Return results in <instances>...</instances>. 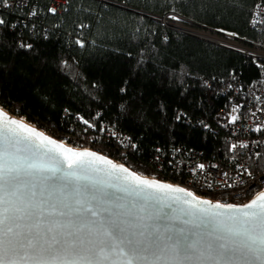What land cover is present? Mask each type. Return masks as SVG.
<instances>
[{
    "label": "trees",
    "instance_id": "16d2710c",
    "mask_svg": "<svg viewBox=\"0 0 264 264\" xmlns=\"http://www.w3.org/2000/svg\"><path fill=\"white\" fill-rule=\"evenodd\" d=\"M27 2L2 7L0 0L2 107L55 132L116 122L124 139L97 142L109 155L124 146L131 168L142 174L151 172L155 155L173 170L189 148L209 158L228 154L222 121L228 103L217 89L233 72L256 83L263 68L166 21L176 17L193 28L264 44V20H252L264 0ZM53 4L58 9L50 11Z\"/></svg>",
    "mask_w": 264,
    "mask_h": 264
},
{
    "label": "snow or ice",
    "instance_id": "6c2138e0",
    "mask_svg": "<svg viewBox=\"0 0 264 264\" xmlns=\"http://www.w3.org/2000/svg\"><path fill=\"white\" fill-rule=\"evenodd\" d=\"M45 143L77 170L65 171L54 156L40 154ZM85 157L128 172L95 152L66 148L0 110V264H264V191L248 204H214L130 174L138 186L191 197L182 200L189 207L177 211L150 193L124 189L133 197L125 199L89 182Z\"/></svg>",
    "mask_w": 264,
    "mask_h": 264
},
{
    "label": "built area",
    "instance_id": "2783aa9c",
    "mask_svg": "<svg viewBox=\"0 0 264 264\" xmlns=\"http://www.w3.org/2000/svg\"><path fill=\"white\" fill-rule=\"evenodd\" d=\"M27 1L7 0V3L3 2L1 5L2 7L22 6L26 5ZM52 9H58L57 4L51 5L50 11ZM252 20L255 24L261 25L260 23L264 20V7L260 6L254 10ZM195 29L197 30L193 31L194 33L216 44L242 52L263 68V75L256 83L253 81L245 83L240 77V72H233L226 84L217 89L218 95L226 96L228 103V109L222 118L227 125L226 136L229 147L227 155L209 158L203 156L201 151L189 148L185 159L180 162V168L173 169L176 171L175 176L171 175L172 169L169 170V164L165 165L164 158L155 155L153 160H149L152 164L151 172L142 174L131 168L130 151L124 146L118 148L119 155H109L104 146L97 142L100 138L106 141L111 137L116 141L124 139V133L116 128V122L103 123L100 129L89 126L82 132L70 130L67 133L55 132L46 124L38 126L31 121L29 123L67 147L102 153L110 160L125 165L134 173L181 186L201 199L205 198L221 204H246L264 191V44L249 43L245 38L237 37L232 32H219L209 28L203 31L197 27ZM212 94L208 91L209 103H212ZM79 116L77 114L76 117ZM233 117L236 119L233 120ZM200 165L204 167L200 168Z\"/></svg>",
    "mask_w": 264,
    "mask_h": 264
},
{
    "label": "water",
    "instance_id": "95a60500",
    "mask_svg": "<svg viewBox=\"0 0 264 264\" xmlns=\"http://www.w3.org/2000/svg\"><path fill=\"white\" fill-rule=\"evenodd\" d=\"M182 18L185 19L186 21L192 23V21L189 20L188 18H186V17H182ZM176 28L181 30V31H183V32L185 31V32L190 33V34H192L194 36L196 35V36H198L200 38L206 39L204 36L194 33L189 28H180V27H176ZM0 110H2V109L0 108ZM2 111L7 114V117H10L12 119L18 120L17 118H15L13 116L14 113H7L4 110H2ZM15 111H16L15 113H18V109H16ZM23 123L26 124L27 126L31 127V128H34V129L38 130L39 132H41L35 126L33 127L32 125H29L28 123H25V122H23ZM44 135L49 137L46 133ZM35 143L40 144V141L37 140V141H35ZM58 143H60V142H58ZM60 144H62V143H60ZM65 147L66 148H70V147H67V146H65ZM48 149H52V151L48 152ZM73 150L75 152H85V151L94 152L92 150H87V149H83V148H79V150H75V149H73ZM38 152L40 154L47 153V155H49V156H54L56 158V160L60 162V166L65 171L72 172V171L77 170L75 168H71V169L68 168V164H69L70 161L65 159V155L62 153V151L60 149H58V148H55L53 145L45 143V144H43V145H41L39 147ZM96 154L99 155V156H103V157L107 158V160H110L108 157H106L102 153L101 154L96 153ZM84 159L91 161L90 164H86L84 166V169H85L87 175L90 177V181L89 182L98 183L100 186L105 187L108 192L114 193L116 196L124 197L125 199H132L133 197L128 196V193L126 191H123V190L124 189H128V190L137 189V191H139L141 194L150 193L154 197L161 198L163 203L172 204L173 208H175L177 211H179L182 208H188L189 207V205L183 204L182 200L185 199V198L191 200V197H185V195L183 193H175V192H170V191H161V190H157V189H147V188H144L143 186H138L137 182L135 181V179L130 175L131 173H134V172L132 170H130L128 167H126L125 165H124V167L128 169L127 173L122 172L119 169H113L111 167V165H109V164H107V163H105L103 161L97 160V159H95L93 157H85ZM110 161H112L116 165H121L120 163H117V162H115L113 160H110ZM135 174L137 176L141 177L142 179H149V180H153V181H158V182L163 183V184H168V183H166L164 181L155 180L152 177H148V176L143 177L142 175H140V174H138L136 172H135ZM108 185H112L113 187H108ZM170 185H172V184H170ZM172 186L179 187L177 185H172ZM180 188H182V187L180 186ZM173 197H180L181 199H180V201H174L172 199ZM197 198H199V197H197ZM255 198H253V199H255ZM199 199H201V198H199ZM253 199H251V200H253ZM201 200H207V199L202 198ZM251 200L249 202H247L246 204L250 203ZM207 201H210V200H207ZM212 202L214 204L217 203L215 201H212ZM200 207L203 208V207H209V206L202 204V205H200ZM210 210L211 211H224L223 209H221V210L210 209ZM165 211H169V209L165 208Z\"/></svg>",
    "mask_w": 264,
    "mask_h": 264
},
{
    "label": "rangeland",
    "instance_id": "374dc122",
    "mask_svg": "<svg viewBox=\"0 0 264 264\" xmlns=\"http://www.w3.org/2000/svg\"><path fill=\"white\" fill-rule=\"evenodd\" d=\"M164 21H166L165 19H164ZM166 23H167V25L168 26H170V27H180V28H189L190 30H192V31H195V30H197V29H195V28H193V27H191L188 23L187 24H185V23H180V22H178V21H176L175 19H173V17L171 18V20H167L166 21ZM199 30V29H198ZM201 32H203V31H201ZM203 33H205V32H203ZM2 107V106H1ZM5 111H7V113H14L16 116H18V117H23V116H20V115H18L17 113H15V112H10V111H8L7 109H5L4 107H2ZM24 118H25V116H24ZM26 119V118H25ZM26 121L29 123V121L26 119Z\"/></svg>",
    "mask_w": 264,
    "mask_h": 264
},
{
    "label": "bare ground",
    "instance_id": "6f19581e",
    "mask_svg": "<svg viewBox=\"0 0 264 264\" xmlns=\"http://www.w3.org/2000/svg\"><path fill=\"white\" fill-rule=\"evenodd\" d=\"M0 108H1L2 110H4V109L1 107V105H0ZM4 111H5V110H4ZM6 112H7V111H6ZM13 116H14L15 118H17L18 120L22 121V122L28 123L24 117H18V116H16L15 114H13ZM28 124H29V125H32L31 123H28Z\"/></svg>",
    "mask_w": 264,
    "mask_h": 264
}]
</instances>
